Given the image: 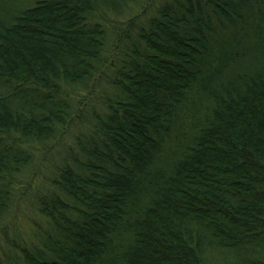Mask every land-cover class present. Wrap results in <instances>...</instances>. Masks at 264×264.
I'll list each match as a JSON object with an SVG mask.
<instances>
[{
	"label": "trees",
	"instance_id": "obj_1",
	"mask_svg": "<svg viewBox=\"0 0 264 264\" xmlns=\"http://www.w3.org/2000/svg\"><path fill=\"white\" fill-rule=\"evenodd\" d=\"M0 264H264V0H0Z\"/></svg>",
	"mask_w": 264,
	"mask_h": 264
}]
</instances>
